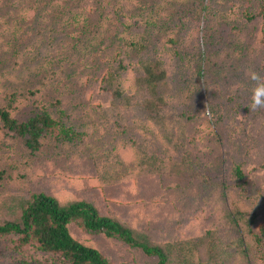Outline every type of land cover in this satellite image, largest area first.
Instances as JSON below:
<instances>
[{
    "label": "rangeland",
    "instance_id": "1",
    "mask_svg": "<svg viewBox=\"0 0 264 264\" xmlns=\"http://www.w3.org/2000/svg\"><path fill=\"white\" fill-rule=\"evenodd\" d=\"M259 4L0 0V108L19 121L47 109L78 133H47L31 151L0 121V223L44 191L90 200L171 246L170 264H264V107L251 105L264 83ZM129 26L143 49L126 47ZM148 61L164 69L161 99L144 87ZM70 230L112 263L155 264L116 237ZM0 264L69 263L7 233Z\"/></svg>",
    "mask_w": 264,
    "mask_h": 264
},
{
    "label": "trees",
    "instance_id": "2",
    "mask_svg": "<svg viewBox=\"0 0 264 264\" xmlns=\"http://www.w3.org/2000/svg\"><path fill=\"white\" fill-rule=\"evenodd\" d=\"M259 1L258 13L264 15V0ZM124 12L116 16L121 25L124 22L121 20V14H126ZM133 13L130 11L128 14ZM74 19L72 18L73 21ZM132 19L137 22V17ZM86 23L87 21L84 22ZM131 26L128 27L129 31L126 29V47L128 50L143 49L144 43L141 38H137L141 34L133 33ZM122 31L123 29L120 30ZM164 74V69L156 61H148L143 65V84L154 99L162 97L159 82L164 78ZM0 121L4 128L22 137L25 146L31 151L40 148L41 140L47 133L56 131L58 136L67 141H72L78 134L74 127L57 119L47 109L19 121L9 108H0ZM234 175L238 181H242L243 172L239 166H235ZM73 222L88 232H101L106 237H116L129 246L138 248L144 254L155 257V264H170L174 256L171 246L155 244L144 233L124 224L118 218L100 213L92 201L84 198L62 201L44 191L32 193L24 201L16 219L0 223V235L18 234L21 243L35 242L43 251L56 253L69 264H115L96 246L77 239L70 230V224Z\"/></svg>",
    "mask_w": 264,
    "mask_h": 264
},
{
    "label": "clouds",
    "instance_id": "3",
    "mask_svg": "<svg viewBox=\"0 0 264 264\" xmlns=\"http://www.w3.org/2000/svg\"><path fill=\"white\" fill-rule=\"evenodd\" d=\"M251 78L254 81L258 80L256 74H253ZM251 105L254 109L264 107V83H257L252 89Z\"/></svg>",
    "mask_w": 264,
    "mask_h": 264
}]
</instances>
